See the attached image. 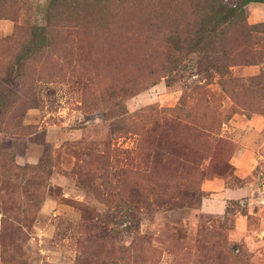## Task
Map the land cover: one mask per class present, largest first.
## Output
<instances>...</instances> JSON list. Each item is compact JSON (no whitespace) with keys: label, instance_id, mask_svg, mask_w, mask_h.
Returning <instances> with one entry per match:
<instances>
[{"label":"rangeland","instance_id":"obj_1","mask_svg":"<svg viewBox=\"0 0 264 264\" xmlns=\"http://www.w3.org/2000/svg\"><path fill=\"white\" fill-rule=\"evenodd\" d=\"M167 1L0 0V264H264V26L177 53Z\"/></svg>","mask_w":264,"mask_h":264},{"label":"trees","instance_id":"obj_2","mask_svg":"<svg viewBox=\"0 0 264 264\" xmlns=\"http://www.w3.org/2000/svg\"><path fill=\"white\" fill-rule=\"evenodd\" d=\"M53 21L60 19L62 14V8H66L73 3L74 6H81L82 0H54ZM70 1V2H68ZM137 10L140 13L142 0H135ZM173 1V3H172ZM252 1L264 2V0H234L228 4L225 0H187L189 6L185 9L183 2L185 0H168L164 5L162 3L156 4V15L153 19L156 22L153 24L154 28L158 31L166 27L168 39H172L178 43L175 46L174 52H179L182 49L183 44L189 49H197L199 51L206 50L214 42H229L228 37V25L236 24L242 26L246 34L251 31L256 32L260 30L264 23L255 24H243L241 19L244 13V6ZM150 9V7H149ZM189 9V13H187ZM79 10V8H77ZM149 16V10L147 12ZM189 15L192 20L189 21ZM150 19V17H148ZM147 19V20H148ZM147 20L138 22H146ZM195 21V22H194ZM148 25H152L148 21ZM54 28L57 24H52ZM46 26H41L39 30H44ZM53 28V29H54ZM179 28L184 32V37H181ZM263 29V28H261ZM247 34V35H248ZM45 39L42 33L33 32L30 34V38L26 42H30L29 45H33L34 42H41ZM181 45V46H180ZM32 49V48H31Z\"/></svg>","mask_w":264,"mask_h":264}]
</instances>
